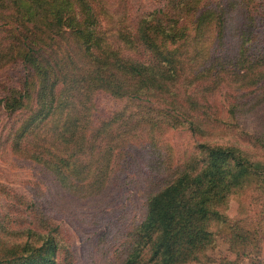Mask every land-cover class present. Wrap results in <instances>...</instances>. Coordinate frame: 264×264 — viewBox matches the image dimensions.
I'll return each mask as SVG.
<instances>
[{
  "label": "trees",
  "instance_id": "trees-1",
  "mask_svg": "<svg viewBox=\"0 0 264 264\" xmlns=\"http://www.w3.org/2000/svg\"><path fill=\"white\" fill-rule=\"evenodd\" d=\"M248 3L164 0L133 30L108 35L97 0H0V70H26L20 88L3 97L9 115L20 114L10 145L63 190L81 198L103 192L128 165L131 141L156 147L168 129L200 139L165 166L167 178L127 233L121 264H239L240 256L264 264L252 223L224 212L247 192L264 214V129L239 125L264 107V25L248 13L234 22ZM98 92L125 105L94 122ZM24 210L27 226L13 229L0 200V264H73L59 225L36 204ZM225 224L235 259L213 260L207 251Z\"/></svg>",
  "mask_w": 264,
  "mask_h": 264
},
{
  "label": "rangeland",
  "instance_id": "rangeland-1",
  "mask_svg": "<svg viewBox=\"0 0 264 264\" xmlns=\"http://www.w3.org/2000/svg\"><path fill=\"white\" fill-rule=\"evenodd\" d=\"M223 1L226 0H207L209 4ZM244 2H249V7L245 10L240 6L234 22L248 13L260 26L264 25V0ZM163 3L164 0H97L102 13V29L108 35L122 29L133 30L139 17ZM137 52H132V55H142ZM25 72L20 63L0 70V187L3 191L0 200L8 215L5 221L13 229L26 227L29 213L26 210L23 212V209L26 207L29 211L32 204H36L59 225L73 264H121L127 250V233L143 220L148 194L167 178L164 177L165 166L176 163L185 153L192 151L194 143L200 139L184 129H168L159 135L156 147L131 141L124 154L128 165L115 181L93 197L73 195L63 190L42 165L22 158L11 148V129L18 124L20 114L9 115L3 107V97L9 88H20ZM93 104V120L100 122L123 108L125 101L98 92ZM239 125L244 132L260 133L264 129V107L255 114L241 116ZM236 137V142L250 147L246 135ZM250 197L246 192L230 198L224 212L230 219L240 216L249 220L264 248V214L259 213L257 207L249 205ZM242 205L245 210H242ZM216 229L214 246L207 251V255L217 261L220 257L234 260L235 255L227 249L222 238L227 225H220ZM261 255L263 257L264 249ZM239 258V264H255L252 256Z\"/></svg>",
  "mask_w": 264,
  "mask_h": 264
}]
</instances>
